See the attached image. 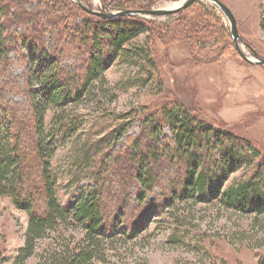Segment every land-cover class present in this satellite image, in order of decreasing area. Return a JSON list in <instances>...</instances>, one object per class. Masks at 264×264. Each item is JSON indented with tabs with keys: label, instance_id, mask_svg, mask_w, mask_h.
I'll list each match as a JSON object with an SVG mask.
<instances>
[{
	"label": "rangeland",
	"instance_id": "1",
	"mask_svg": "<svg viewBox=\"0 0 264 264\" xmlns=\"http://www.w3.org/2000/svg\"><path fill=\"white\" fill-rule=\"evenodd\" d=\"M16 1L34 13L36 8L41 13L55 8L46 0ZM80 1L95 10L115 11L120 9L110 8V1L118 2L123 9H149L168 7L182 0ZM220 1L235 17L243 51L250 55L253 50L264 58V0ZM59 12L66 14L64 9ZM42 16L43 13L39 15ZM137 17L147 21V29L130 42V47H148L153 68L137 67V59L115 58L104 72V81H96L89 96L46 112V125L53 112L73 119L75 124L50 159L61 203L67 204L78 189L92 184L89 178L74 184L69 181L82 146L108 137L111 130L125 124V133L105 147L101 156V160L120 157L118 163L124 162L127 145L141 132V121L166 104H181L198 118L248 139L264 153V68L248 64L238 56L223 14L203 0L172 15ZM22 32L21 27L8 25L4 34L6 37L16 33L13 39L7 37L11 44L0 63V103L6 104L8 111L15 110L16 132L30 152L33 132L27 121V89L39 86L31 78L38 72V57L27 55L26 47L20 43ZM44 36L49 49L51 37ZM70 52L60 58V64L71 67L73 51ZM170 137L168 126L162 125L159 140L170 141ZM258 159L253 158V166ZM165 160L155 170L160 182L140 206L134 198L135 183L130 187L123 184L124 176H129L124 165L111 176L113 181L106 186V218L112 226L138 228L141 232L134 239H115L95 264H257L264 255L261 217L225 210L216 199L197 204L169 200L170 181L180 178L178 172L182 167L176 168ZM247 169L231 173L224 188L247 178ZM165 200L167 203L163 204ZM26 223L25 212L16 208L8 196H0V264H12L16 250L23 244ZM30 262L35 264L34 260Z\"/></svg>",
	"mask_w": 264,
	"mask_h": 264
},
{
	"label": "trees",
	"instance_id": "2",
	"mask_svg": "<svg viewBox=\"0 0 264 264\" xmlns=\"http://www.w3.org/2000/svg\"><path fill=\"white\" fill-rule=\"evenodd\" d=\"M46 1L55 8L42 11L40 18L41 9L36 8L34 13L19 1L0 0V63L11 44L7 37L16 35L4 36L8 25L23 29L20 43L28 56L38 57V72L31 78L39 86L27 89V121L33 132L30 152L16 132L15 110L8 111L7 105L0 103V196H8L27 216L23 244L12 264H31V260L35 264H95L102 259L105 247L118 237L134 239L141 229L112 226L106 218L107 183L113 181L111 176L123 164L129 175L124 176L123 184L130 187L135 183L134 198L140 206L160 182L155 170L163 158L176 168L182 167L180 178L170 181L169 200L197 204L216 199L225 210L261 217L259 226L264 231V153L248 139L198 118L181 104H166L141 121V132L127 145L124 162L118 163L120 157L101 160V156L105 147L125 133V124L111 130L108 137L82 146L69 181L74 184L89 178L92 184L78 189L67 204L60 202L50 159L75 124L73 119L53 112L46 125V112L89 96L93 84L104 81V72L115 58L137 59V67L149 69L154 64L148 47H130V42L146 31L145 19L136 15L102 18L85 12L71 0ZM109 5L123 9L118 2L110 1ZM261 26L264 29V23ZM44 34L51 37L49 49ZM71 50V67L60 64V58ZM162 125L168 126L170 141L159 140ZM254 157L259 159L253 166ZM243 167L248 168V177L224 188L230 174ZM257 264H264V255Z\"/></svg>",
	"mask_w": 264,
	"mask_h": 264
},
{
	"label": "water",
	"instance_id": "3",
	"mask_svg": "<svg viewBox=\"0 0 264 264\" xmlns=\"http://www.w3.org/2000/svg\"><path fill=\"white\" fill-rule=\"evenodd\" d=\"M75 4H77L81 9L85 12L96 15L102 18H112V17H123V16H151V17H162L175 14L196 1H203V0H182L178 2L177 5L171 7H163V8H126L122 10H115V11H99L92 8L87 7L84 5L80 0H71ZM207 2L212 3L225 17L226 21L229 25V34L230 38L233 41L234 48L238 56L248 64L259 65L264 68V58L259 56L255 51L252 50V54H248L243 51L241 48V37L237 31L236 20L235 17L228 6H226L220 0H204Z\"/></svg>",
	"mask_w": 264,
	"mask_h": 264
},
{
	"label": "bare ground",
	"instance_id": "4",
	"mask_svg": "<svg viewBox=\"0 0 264 264\" xmlns=\"http://www.w3.org/2000/svg\"><path fill=\"white\" fill-rule=\"evenodd\" d=\"M178 3H176V4H174V5H170V6H168V7H171V6H175V5H177Z\"/></svg>",
	"mask_w": 264,
	"mask_h": 264
}]
</instances>
